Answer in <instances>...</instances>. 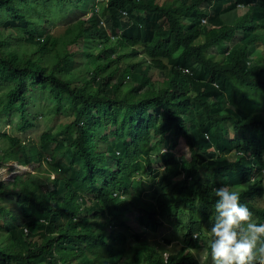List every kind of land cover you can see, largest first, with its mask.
Here are the masks:
<instances>
[{
  "label": "trees",
  "instance_id": "obj_1",
  "mask_svg": "<svg viewBox=\"0 0 264 264\" xmlns=\"http://www.w3.org/2000/svg\"><path fill=\"white\" fill-rule=\"evenodd\" d=\"M207 16L219 28L202 27ZM220 41L231 52L201 73L195 54ZM263 42L264 0H0V116L36 130L31 105L56 101L38 140L0 134V163L34 166L0 179V264H202L194 252L225 185L264 218ZM49 112L72 121L52 129ZM150 135L182 136L190 157L154 168ZM168 225L183 249L143 237Z\"/></svg>",
  "mask_w": 264,
  "mask_h": 264
},
{
  "label": "rangeland",
  "instance_id": "obj_2",
  "mask_svg": "<svg viewBox=\"0 0 264 264\" xmlns=\"http://www.w3.org/2000/svg\"><path fill=\"white\" fill-rule=\"evenodd\" d=\"M166 0H159L160 4L163 3ZM174 1V0H171ZM210 7L209 4H206V2H204V4L202 5V8H208ZM201 11V10H199ZM247 11V8L242 7L240 9V13L243 14ZM207 12V11H205ZM207 14H210L209 12H207ZM89 16V15H88ZM205 19H208L209 16L204 17ZM90 25V24H89ZM206 25L207 28L210 29H217L219 28V26L213 25L211 24L210 21L204 20V24ZM50 26H52V24H50ZM61 29H58V31H60ZM136 35L143 36L146 35V31H142V32H135ZM121 39L118 35L113 36L112 40L116 43L117 40ZM100 43H103L105 41V39H100L99 40ZM197 45H201L202 43L200 41L196 42ZM261 47L262 45L259 44ZM87 47V50H91V49H98L97 45H94L93 42L87 43V45H81L80 47ZM138 48V47H137ZM78 48L72 47V50H77ZM259 50V48H257V51ZM262 51L264 52V49H262ZM223 52H231L228 51L226 49V45L224 43V41H220V43L218 45H211L210 48L208 49V52L205 53H201L198 52L195 54V57L197 59L198 62L193 61V63L195 65H199V70L201 73H205L208 74L209 70L207 67L204 66V61L212 54H216L217 59H221L223 57ZM138 55V54H137ZM82 57H84L83 54H79L77 57V61H78V67L79 68H83L79 66L80 61L82 60ZM137 61V60H135ZM148 61V60H147ZM114 71L115 68H110L109 71ZM144 77H146V81L148 80V73L149 70L146 69L144 70ZM183 72L185 73H190V69H183ZM152 75V80L153 81H158V82H162L165 80V76L162 74V72L160 71V69L155 68V70H153L151 72ZM46 103V104H45ZM56 101L54 99H50V100H46L44 102V104H41L39 102L33 103L31 105L32 108H30L31 112L29 113V116L31 119H33V121L35 123H37L38 121H40L41 123L39 124V126H36V130H30L29 131H24V132H15L13 131V128L15 127L16 123L19 121L20 122V116L19 115H3L0 116V134L1 132H5L7 134H10L12 136H20L21 138H27V139H34V140H38L39 136L41 135V133L43 131H45L47 129V121L45 120V116H43V112L47 113V107L50 104H55ZM37 104V105H36ZM36 105V106H35ZM50 113V117L51 119H53V122H50V126L52 129H55L59 123H70L72 121V118L70 116H72L71 112H68L70 116L65 117L63 115H56L52 112ZM55 117V119L52 117ZM230 127V125H229ZM110 129V128H108ZM21 133V134H20ZM236 135H238L236 132L231 131L230 133H228V137L229 138H235ZM145 137L149 138V135H145ZM150 137H153L150 144H147V148L150 147H155V150L150 151L149 153H146L145 156L150 155L153 156V167L154 168H162V171L165 170V168L162 167V164L155 158V157H159L160 160H164L162 157L163 156H171V157H183V158H189L190 157V150L186 144L185 139L182 136H178L177 141H175L174 144H165L164 142H159L158 138L160 136H155V135H150ZM207 137V136H205ZM0 146L6 148V143L4 141H2V139L0 138ZM34 166H26V165H21L18 161L16 160H9L6 162H1L0 163V179L5 180L7 182L11 181L13 179L14 176H16L17 174H23L25 176H33L34 172H33ZM264 176V173H263ZM186 178V175L183 174L177 178H175L176 180H183ZM264 178V177H263ZM258 206L264 208V197L261 198L258 202ZM17 206L14 207V211H18ZM193 214L191 217H186V219L188 218H192L194 215V209H193ZM136 215H134V218L131 219V221H133V225L135 229L139 230V233H143V230H141L138 226V224L135 223L136 221ZM195 217H198V214H195ZM253 218L255 220V222H260V223H264V218H259L257 217L255 214L253 215ZM210 227H211V223H210V217L207 219V222L204 226V230H205V236H204V241L201 244V250L196 252V257H198V259L201 260L202 264H211V259H210V245H209V241L212 239V236L210 235ZM171 235V230L170 229H165V230H161L159 232L158 235H153L152 233H148V234H144V238H149L150 240L154 241V242H163V243H168L167 240H165V237ZM171 238V242L176 239L174 236H170ZM29 238H25V241H28ZM167 256L169 255V253L166 254Z\"/></svg>",
  "mask_w": 264,
  "mask_h": 264
},
{
  "label": "clouds",
  "instance_id": "obj_3",
  "mask_svg": "<svg viewBox=\"0 0 264 264\" xmlns=\"http://www.w3.org/2000/svg\"><path fill=\"white\" fill-rule=\"evenodd\" d=\"M242 7L247 8L246 5H239L237 10L239 16H244L249 10L247 8V11L241 14ZM204 20L209 21V18L201 20L202 27L207 28L203 25ZM260 44L262 47L258 45V51L264 49V42ZM254 179L255 177L250 178V180ZM214 195L217 199L213 206V214L210 216L211 264H264V223L255 222L252 211L247 204L241 203L240 193L235 188L225 185L214 189ZM162 229L171 230V235L165 237L168 243L154 242L153 244H157L161 250L183 249V244L173 234V228L170 225L161 228L159 232ZM200 235V233H194L193 239H199ZM170 236L176 239L171 242ZM196 252H194L195 256Z\"/></svg>",
  "mask_w": 264,
  "mask_h": 264
}]
</instances>
